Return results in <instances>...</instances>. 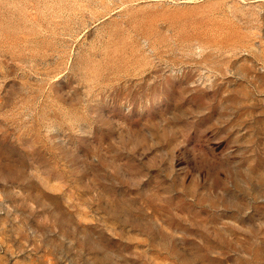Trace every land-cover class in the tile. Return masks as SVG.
Segmentation results:
<instances>
[{
    "label": "rangeland",
    "instance_id": "rangeland-1",
    "mask_svg": "<svg viewBox=\"0 0 264 264\" xmlns=\"http://www.w3.org/2000/svg\"><path fill=\"white\" fill-rule=\"evenodd\" d=\"M0 264H264V0H0Z\"/></svg>",
    "mask_w": 264,
    "mask_h": 264
}]
</instances>
